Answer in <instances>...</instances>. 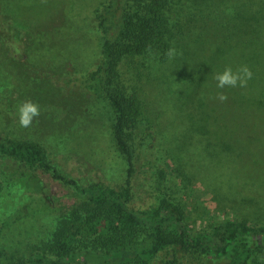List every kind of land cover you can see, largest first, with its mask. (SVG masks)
I'll use <instances>...</instances> for the list:
<instances>
[{"label":"rangeland","instance_id":"obj_1","mask_svg":"<svg viewBox=\"0 0 264 264\" xmlns=\"http://www.w3.org/2000/svg\"><path fill=\"white\" fill-rule=\"evenodd\" d=\"M109 1L0 0L6 39L10 30L19 32L9 49H0V137L38 144L79 185L113 188L124 185L128 168L114 143V114L104 98L83 85L101 60L103 39L95 16ZM115 1L110 37L126 2ZM181 4L170 11L180 20L174 55L160 60L150 53L122 69L141 103L132 131L134 203L151 207L165 194L194 232L224 220L264 223V73L252 76L246 87L218 89L219 72L213 68L222 36L232 46L225 45L224 57L234 72L239 57L247 66L259 56L248 50L253 24L235 21L250 1ZM221 92L227 96L223 102L217 99ZM25 101L40 109L27 128L20 126L18 114ZM6 176L0 172V248L15 243L22 232H32L33 242L65 205L58 200L45 214L35 204L15 218L27 205L25 192L32 183L23 188L15 179L7 183ZM41 181L58 193L65 190L49 178Z\"/></svg>","mask_w":264,"mask_h":264},{"label":"trees","instance_id":"obj_2","mask_svg":"<svg viewBox=\"0 0 264 264\" xmlns=\"http://www.w3.org/2000/svg\"><path fill=\"white\" fill-rule=\"evenodd\" d=\"M182 1L126 0L112 37L117 2L110 0L95 16L103 39L101 60L86 75L83 85L93 95L104 98L112 109L114 143L128 166L124 185L113 188L99 183L79 185L64 175L38 144L0 137V172L7 174V183L15 179L23 188L32 183L25 192L29 196L27 205L18 209L15 218L29 214L35 204L45 214L53 211L50 204L55 206L58 200L65 204L57 209L59 215L48 231L33 242H29L34 238L32 232H22L15 243L0 248V264H264V223L224 220L207 230L194 232L185 222L179 205L165 194L151 207L134 203L132 131L137 126L141 103L122 69L125 63L150 53L160 60L169 58L167 52L173 49L174 29L180 23L178 17H170V11L174 4L182 7ZM184 1L191 4L206 1L214 6L216 3V0ZM249 1L250 6L235 21L236 25L253 24L247 39L248 50L254 49L259 56L247 67L255 76L264 73L260 61L264 54V35H260L264 29V0ZM0 27V49H9L19 32L10 30L8 41L5 25L2 23ZM228 41L222 36L221 46L215 51L216 72L231 62L229 56L224 57ZM237 62L236 70L246 58L239 57ZM42 177L65 190L58 193L49 184L48 191ZM159 256L162 257L158 260Z\"/></svg>","mask_w":264,"mask_h":264},{"label":"clouds","instance_id":"obj_3","mask_svg":"<svg viewBox=\"0 0 264 264\" xmlns=\"http://www.w3.org/2000/svg\"><path fill=\"white\" fill-rule=\"evenodd\" d=\"M175 50L169 49L167 55L169 57L174 55ZM252 78L251 70L246 66H241L235 72L231 67H225L222 72L217 73L214 76L218 89L227 87H246L248 80ZM217 99L221 102L227 100V96L224 93H218ZM19 124L21 127H30L34 117L40 115L39 105L32 101L23 102L18 108Z\"/></svg>","mask_w":264,"mask_h":264}]
</instances>
